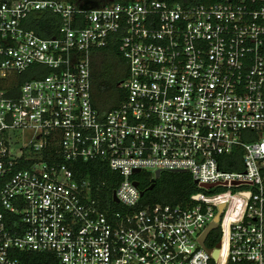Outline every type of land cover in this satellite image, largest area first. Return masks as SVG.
<instances>
[{
  "label": "built area",
  "instance_id": "obj_1",
  "mask_svg": "<svg viewBox=\"0 0 264 264\" xmlns=\"http://www.w3.org/2000/svg\"><path fill=\"white\" fill-rule=\"evenodd\" d=\"M110 44L124 95L100 112ZM162 173L195 191L144 202ZM33 261L264 264V0H0V264Z\"/></svg>",
  "mask_w": 264,
  "mask_h": 264
},
{
  "label": "trees",
  "instance_id": "obj_2",
  "mask_svg": "<svg viewBox=\"0 0 264 264\" xmlns=\"http://www.w3.org/2000/svg\"><path fill=\"white\" fill-rule=\"evenodd\" d=\"M75 4L81 9H91L108 3L109 0H64ZM59 15L51 11H41L28 18L29 26L39 34L46 36L55 28ZM91 59V98L94 107L100 112H106L116 107L123 98L124 91L121 85L126 76L125 61L118 53L117 47L110 44L106 47L95 49ZM87 165V164H86ZM85 168V166H84ZM95 180H104L110 172H93ZM149 179L140 182L144 191V202H178L185 199L195 191V185L190 177L184 173H162L152 189H148ZM101 193L103 198H109L113 185L104 183ZM216 233V240H217ZM215 240L209 244H214ZM40 263V261H38ZM34 261L29 264H38Z\"/></svg>",
  "mask_w": 264,
  "mask_h": 264
},
{
  "label": "water",
  "instance_id": "obj_3",
  "mask_svg": "<svg viewBox=\"0 0 264 264\" xmlns=\"http://www.w3.org/2000/svg\"><path fill=\"white\" fill-rule=\"evenodd\" d=\"M109 1H112V0H109ZM155 175H156V177H158V176H159V172L156 171ZM155 183H156L155 179H152V180H151V184L149 185L148 189H152V188L154 187ZM135 184H137V183H135ZM143 193H144V191H141L140 194L143 195ZM113 199H114L115 201H117L114 192H113ZM203 237H204V235L202 236V238H203ZM216 255H217V251L214 252V256H216Z\"/></svg>",
  "mask_w": 264,
  "mask_h": 264
},
{
  "label": "flooded vegetation",
  "instance_id": "obj_4",
  "mask_svg": "<svg viewBox=\"0 0 264 264\" xmlns=\"http://www.w3.org/2000/svg\"><path fill=\"white\" fill-rule=\"evenodd\" d=\"M155 186V185H154Z\"/></svg>",
  "mask_w": 264,
  "mask_h": 264
}]
</instances>
